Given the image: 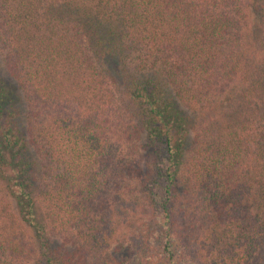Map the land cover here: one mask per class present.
Segmentation results:
<instances>
[{
    "label": "trees",
    "instance_id": "trees-1",
    "mask_svg": "<svg viewBox=\"0 0 264 264\" xmlns=\"http://www.w3.org/2000/svg\"><path fill=\"white\" fill-rule=\"evenodd\" d=\"M0 219V264H264V0H0Z\"/></svg>",
    "mask_w": 264,
    "mask_h": 264
},
{
    "label": "rangeland",
    "instance_id": "rangeland-1",
    "mask_svg": "<svg viewBox=\"0 0 264 264\" xmlns=\"http://www.w3.org/2000/svg\"><path fill=\"white\" fill-rule=\"evenodd\" d=\"M112 210H118L117 209V202H114V201H109V219H110V225H109V227H112V225H114L116 228H117V226H116V224H117V220H116V218L113 216V214H112ZM37 213H38V217H40V219H41V217H42V215H41V211H40V208H38L37 209ZM16 219V218H15ZM17 220V219H16ZM96 220H98V216H96ZM5 221V220H4ZM0 224H2V219H0ZM2 225H4V226H7V223H3ZM99 225H101L100 223H99ZM118 227H119V224H118ZM120 229L118 230V233H120L119 235H118V237H119V240L120 241H123L125 238H123V236L125 235V231H123V228H122V226H120L119 227ZM14 229H15V232H16V234L19 236V234L21 233V232H23L24 233V235H25V238L27 239V240H29L30 241V239H31V234H30V232L26 229V228H24L22 225H20V223L18 222V220L17 221H15V225H14ZM122 229V230H121ZM72 236H73V234H71V236L70 237H66V243L64 242V239L63 238H65V237H61V236H57L56 234L53 236V234H52V236H50V239H51V241H52V246H53V243H55L56 245H65L64 246V248L65 249H67L68 251L69 250H73V249H75L76 247H78V245H80V243H82L81 241H78L77 243H76V245L75 246H72L71 245V238H72ZM74 240V239H73ZM76 241V240H75ZM125 241V240H124ZM116 247V244L114 243V244H112L111 246H110V252L111 253H113L115 256H117L118 254H116V253H114V248ZM24 262H26V261H24ZM23 262V263H24ZM18 263H21V262H18Z\"/></svg>",
    "mask_w": 264,
    "mask_h": 264
}]
</instances>
